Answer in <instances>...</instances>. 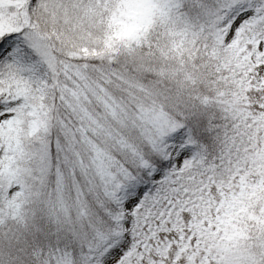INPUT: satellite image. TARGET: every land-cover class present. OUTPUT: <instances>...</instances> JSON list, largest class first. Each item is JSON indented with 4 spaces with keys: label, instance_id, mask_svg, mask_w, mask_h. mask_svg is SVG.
<instances>
[{
    "label": "snow or ice",
    "instance_id": "1",
    "mask_svg": "<svg viewBox=\"0 0 264 264\" xmlns=\"http://www.w3.org/2000/svg\"><path fill=\"white\" fill-rule=\"evenodd\" d=\"M0 264H264V0H0Z\"/></svg>",
    "mask_w": 264,
    "mask_h": 264
}]
</instances>
